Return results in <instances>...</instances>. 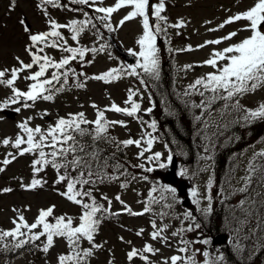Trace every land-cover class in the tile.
<instances>
[{"label":"rangeland","instance_id":"obj_1","mask_svg":"<svg viewBox=\"0 0 264 264\" xmlns=\"http://www.w3.org/2000/svg\"><path fill=\"white\" fill-rule=\"evenodd\" d=\"M159 3L160 0H153ZM61 3V1L59 0ZM116 0H102V3L98 6H112ZM256 0H163L165 4V10L161 13L162 16L167 12V22L169 23V39H167L174 49V54L176 55V62L179 67L183 70L179 73L177 79L181 82L179 87H182L183 91H188L187 86L192 84L195 79L205 75L208 72L213 71L210 66L203 65V61L210 58L211 53L214 50H221L230 44L239 42L243 38L250 35L248 31H242L241 29L247 23L246 21H237L232 24L225 25L224 28L218 31H210V29L217 28L224 20L229 16L242 12L254 5ZM12 0H0V69H10L12 67H18V63L15 57L19 56L26 63L30 62V56L28 52L25 51L26 47L30 45L29 33L24 30V26L21 21H24L30 28L32 33H38L43 31H48L49 26L47 20L49 17L55 19L61 24H67L72 19L83 20L86 17L84 12H88L89 16L94 19L102 15L96 13L88 5L74 4L73 9H82V12H77L76 10L69 9L68 7H59L58 10H54L51 5H44L47 8L48 16L45 15L43 9L39 6L41 0H15V7L11 6ZM62 5V4H61ZM77 6L81 8H77ZM131 10L130 7H125L117 12L113 13L111 19L108 21L113 27V31H106L113 34L114 38L118 43L125 48L128 52L132 50L134 52H139L140 46L137 43L140 36L143 34L142 29V18H134L121 26L119 21ZM154 11V10H153ZM153 13V12H152ZM150 14V18H153L154 14ZM183 21V25L180 27H173L172 25L179 24ZM99 23L102 25L101 29L97 32L96 28H92L91 25L85 29L79 38V44L71 39V33L67 29H61L62 34L67 39L68 45L72 47H96L99 49L101 45H105V50L96 53H87L83 60L79 58L72 61L70 65L67 66L69 69H74L77 74L83 73L85 75L79 76L80 82H86L85 88L76 87L77 79L75 76L70 74L69 83L64 86V91L56 93L54 101H44L38 100L34 108L21 109L20 113H16L13 109L19 105H12L8 110L0 111V140L5 137L15 138L18 133L17 124L24 120L26 117L33 116L35 119L31 122V126L37 124L47 127L49 124L55 123L58 117H67L69 113L85 112L86 117L89 120L95 119V109L91 107L94 103L99 106L101 110L105 109L112 102H115L121 107H130V104L125 103L129 99L130 90L136 94L132 96V100L140 103L141 108L137 113L136 117H129L127 115L115 112H106V117L109 120H123L126 122L127 127H122L116 125L114 128L110 129L109 132L112 136L118 135L121 139H140L144 136V133H151L154 138L152 148L149 152L145 153L144 158H138V153L141 150L136 146H128L131 153V161L127 163V167L130 168L135 177L128 184L127 188L111 187L109 190L104 184L98 185L97 190L94 191V195L97 199L105 205L107 208V202L101 199V195H107L109 199L112 200L111 211L113 213H120L118 216L105 215L100 224L98 233L95 235V242L102 244L103 247L94 250V254L88 258V264H145V261L139 257L133 258L131 261L127 258V253L133 248L143 249L145 244H152L154 248L160 249L156 254L144 253L152 261V264H161V261L167 257H170L177 253V244L172 242L175 236H172L174 232V226H182L185 229L190 225H194L196 219H184V215L189 210L181 206V200L170 192L162 191L161 186H166L164 183V176L168 166L167 156L168 152L167 146L163 144L161 137L160 125L156 122V128L152 129L149 127L150 122L149 113L147 109L151 108L152 111L155 108L153 104L150 91L147 84L141 83V79H144L145 73L142 69L137 68L140 76L129 75L127 64H125L119 56L109 47L110 45L106 43V36L103 35L105 27L103 23L98 19ZM163 21H156V23L162 24ZM210 22V23H209ZM236 31L238 35L233 37L232 40L224 41L219 45L208 44L205 47H198L199 45L205 44L208 40H214L227 35L229 32ZM166 39V38H165ZM109 45V46H108ZM191 46L192 50H188ZM35 50V48H34ZM45 53L51 56L54 60L59 61L63 56L68 55L56 48H45ZM132 53V52H130ZM44 54V53H42ZM136 60L139 61V56L134 55ZM137 64V63H136ZM191 65V68H186L185 66ZM112 68H123L124 71L119 72L118 79L113 80L111 83H105L103 81H97L90 79L89 77L102 74L109 71ZM38 68H33L31 71H36ZM55 69H49L48 75ZM63 71V70H61ZM29 75V72H24L21 74V78L17 81V85L21 86L22 89L29 82L23 77ZM7 78V77H6ZM24 85V86H23ZM59 87V86H57ZM11 92L2 85H0V101L4 100L6 97L10 96ZM189 99L194 104L196 102V95H190ZM201 97L198 96L197 100L199 103ZM240 101L244 106L255 108L260 102H264V88L257 90L251 95L243 96ZM30 103V102H29ZM198 103V104H199ZM162 107V106H161ZM47 111L49 115L44 116L43 119L40 118V113ZM151 111V112H152ZM210 112L206 113L204 119L208 121L210 119ZM239 115H245L241 110H237ZM203 110L201 108L195 107L191 110V116L197 123L195 132L193 133L192 141L196 146V156L195 164L196 168L191 176H193V181L191 185L190 195L195 205L194 209L191 211L193 217L204 216L207 214L205 209L211 206V210H218L222 208V194L225 191L218 190L215 186L216 181L214 178V171L218 169L217 166L227 170V160L222 157L219 158L220 150L222 146L214 145L210 141V137L205 128H201L199 119L202 118ZM147 136H144L142 141V147H147L146 140ZM247 146L243 147L244 154L239 157L240 162L236 163V166L244 161H248L254 157L258 152L264 150V143H255L250 145L249 142L246 143ZM194 146V145H193ZM194 146V150H195ZM9 146H4L0 144V161L7 158L8 152H15ZM155 152L162 153V158L157 162L165 163L164 168L155 169L154 171L147 172L145 169L136 167L139 164H144L145 168L148 165L146 157L153 155ZM32 155L25 154L24 156H18L11 164L3 165L0 163V167H4V171L0 172V189L11 188V192H1L0 194V229L9 230L14 227L12 221L18 215V212L13 211L17 209L23 213L26 220L29 223L34 222L39 210L41 208H47L51 205H55L54 216L60 215H70L74 217V224H78V216L81 213V208L66 198L59 195L53 190L56 189L50 185L48 182L49 176L55 172L47 173L45 178L47 183L43 187H38L35 190H25L21 187V184H28L31 181L32 169L30 167L32 161ZM147 163V164H146ZM221 163V164H220ZM230 176L232 177V184L237 186L239 184L242 186V181L240 177L246 175V172H241L234 168L231 164ZM233 173V176H232ZM147 176L148 179L144 180L143 177ZM182 178V177H181ZM183 180H188L187 178H182ZM189 182V181H187ZM138 183L140 187L138 186ZM209 183L211 187L209 188ZM156 187L157 191L153 192L154 196L158 199L161 195L166 197V200H160V204L157 209L150 213H145L141 216H132L127 212H124L123 206L115 200V196L119 194L121 199L132 208L135 212L143 211V208L147 205L145 200L148 198L149 194L152 192V188ZM169 187V186H167ZM170 188V187H169ZM59 191L63 189L58 188ZM193 189H196L198 195L196 197L192 196ZM261 192L254 191L250 188V192L236 194L232 197L231 206L228 208L230 212V222L231 215L233 220H243L249 217V226L253 228L248 234L249 242L253 241V248L258 243V239L264 238V221L262 222L263 228L255 229V215L264 212V201L262 199L257 200V204L253 211V215L246 216L245 212L239 207V201L249 199L252 193ZM211 196V201L207 199V196ZM195 200H199L200 203H194ZM166 203L172 204V208L168 209L164 207ZM246 209L247 206H244ZM227 209V208H226ZM159 212L157 213V211ZM172 210L175 217L167 218L168 211ZM167 213L163 219L159 216V213ZM156 216L157 221L154 219ZM155 220L158 226L168 225V228L164 232V236L167 237V241L152 240L151 232L154 230L151 226V221ZM175 223V224H174ZM246 224V223H245ZM244 224V225H245ZM241 225L240 226H244ZM233 226H237L235 223ZM143 229L142 235L137 233ZM38 229L34 230L37 231ZM252 232H256L257 235H253ZM199 232L197 229L193 231H184L187 240L192 241V248L200 249L196 253V259L201 262L205 257L203 252L207 251L203 246H198L199 239L201 235H197ZM121 237L123 239L121 240ZM11 240V238H10ZM43 239L37 241V244L42 245ZM230 245L233 246L232 251L235 253H240L244 250L246 243H244V235L230 234ZM82 247H89L87 241L82 242ZM67 249L66 242L59 238L54 244V247L50 249L47 255L36 263L39 259L31 261V264H58L57 257ZM14 250V249H13ZM212 261L211 264H225L224 260H218L220 255L219 250H212ZM42 254H45L44 252ZM210 255V254H209ZM15 264H30L27 263L26 257H19L16 260L10 262ZM9 263V264H10Z\"/></svg>","mask_w":264,"mask_h":264},{"label":"snow or ice","instance_id":"obj_2","mask_svg":"<svg viewBox=\"0 0 264 264\" xmlns=\"http://www.w3.org/2000/svg\"><path fill=\"white\" fill-rule=\"evenodd\" d=\"M70 3L79 5H88L96 13H100L98 19L103 23V26L109 31H113V27L108 21L111 19L113 13L118 10L130 7L131 10L119 21V25H123L125 21L134 18H142L143 34L138 39L137 43L140 46L139 52H132L133 55H138L140 60L136 65H128V74L139 77L140 73L137 68L142 69L143 73L157 78L159 75V56L158 48L156 47L157 34L163 31L160 23H150V0H116L112 6H98L102 0H69ZM44 5H51L53 7H67V4L61 5L59 0H41L39 5L46 16H48L47 8ZM11 6L15 7V0H12ZM82 11V9H73ZM165 10L163 0L154 5L152 14L157 21H166V17L161 13ZM86 17L83 20L72 19L67 24H61L51 17L48 18V31L32 33L31 28L24 22V30L29 33L30 45L26 47L25 51L30 56V62H25L19 56L15 57L18 67L10 69H0V85L10 89L11 95L0 101V111L8 110L12 105H19L13 110L20 113L21 109L34 108L38 100L54 101L55 94L64 91V86L69 83V76H75L77 79L76 87L85 88L86 82H80L79 76L85 75L83 73L77 74L74 69L67 68L72 61L83 60L85 55L89 52L96 53L105 50V45L98 48L92 47H72L68 45L67 39L61 32V29H67L71 33V39L79 44L81 34L91 25L96 28L93 23V17L89 16L88 12H84ZM246 21L247 23L241 29L242 31L250 32V35L243 38L239 42L233 43L224 47L221 50H214L210 58L203 61V65L210 66L213 71L195 79L192 84L187 86L188 91L185 95L193 93L198 94L202 99L199 104L194 103L193 107H198L203 112H210L213 104L217 101H223L225 109L231 107L233 109L241 110L245 113L243 119L251 121L255 119H264V102H260L255 108H248L241 104L240 98L243 96L255 93L258 89L264 88V0H256L253 6L245 11L237 12L229 16L217 28L210 29V31H218L225 27V25L232 24L237 21ZM181 20L179 24L172 25L173 27H180L183 25ZM210 23V22H209ZM98 32V30H97ZM238 32H229L227 35L208 40L205 44L198 47H205L208 44L219 45L224 41L232 40L237 36ZM56 48L68 53L59 61L54 60L51 56L45 53V48ZM35 48V50H34ZM188 50H192L189 46ZM44 53V54H42ZM191 68V65L185 66ZM33 68H38L36 71H31ZM49 69H55L50 76ZM63 70V71H61ZM124 71L123 68H112L107 72L99 75L89 77L97 81L111 83L118 79V73ZM29 72V75L23 78L31 81L27 85V90H22L16 87L17 81L21 78V74ZM7 77V78H5ZM141 83H144L141 79ZM57 85H60L57 87ZM135 92L130 90L129 99L125 102L130 104V107H121L115 102H112L105 109L101 110L98 105L92 104L91 107L95 109V119L89 120L85 112L69 113L67 117H58L53 124L47 127L42 125L31 126V122L35 119L33 116L26 117L17 124L18 133L15 139L5 137L0 140V144L4 146H11L16 151L8 152L7 158L0 161L3 165L11 164L18 156L25 154L32 155L34 158L31 161L30 167L33 173V179L28 184H21L25 190H35L38 187H43L47 181L39 177L42 171L51 167L56 173L55 184H63L64 190L59 191L58 194L66 198L71 203L81 208V213L78 216V224H74V217L64 214L54 216L55 205L47 208H41L38 212L34 222L29 223L23 213L17 209L13 211L18 212V215L13 219V228L9 230L0 229V244L5 250L20 249L28 244H32L39 248L42 252L47 254L52 247H54L55 238H63L69 248L66 254H60L57 257L58 264H88V258L94 254V250L103 247L102 244L95 242V235L98 233L100 224L105 215L118 216L120 213H113L112 200L107 195H101V199L107 202L106 208L97 197L94 191L97 190L98 185L107 182L119 180L127 174L125 163L116 159L115 153L106 154V149L101 147V143L114 145L117 150H122L128 146H136L141 150L138 153V158H144L145 153L152 148L154 138L151 133H144L147 136V147H142L144 136L140 139L128 138L119 140L112 136L110 129L116 125L127 127L123 120H109L106 117V112H115L127 115L129 117H136L141 105L132 100ZM30 102V103H29ZM151 112L152 109H147ZM40 118L49 115L45 110L40 113ZM2 119V118H0ZM200 119V117H197ZM152 129L156 128V122L152 121L149 125ZM162 153L155 152L153 155L146 157L148 163L153 161H160ZM264 160V151L258 152L253 159L249 161L246 169V175L240 177L242 186L236 189L239 193H249L250 188L254 184L257 175L261 178V183L264 184V165H257L256 159ZM172 156H167V162L171 163ZM160 168H164L165 163H159ZM136 167L145 169V171H153L152 167L145 168L144 164H139ZM109 169H112L110 172ZM4 167H0V172H3ZM183 174V173H181ZM135 179V177H133ZM144 180L148 177L144 176ZM121 188H127L128 182L125 181L120 184ZM211 183H209V188ZM3 192H11V188L0 189ZM152 192H156L157 188L153 187ZM162 191L175 194V188L165 186ZM198 192L193 189L192 196L196 197ZM147 205L141 212H135L121 196L117 194L115 200L123 206V211L132 216H141L145 213L153 211L151 205L158 202L155 197H151ZM258 197L264 196V193H257ZM160 200H166V197L161 195ZM207 199L211 201V196ZM248 202V198L239 201V207L245 212L246 216L253 215V211L257 201H251L249 207L246 209L244 205ZM194 203L199 204V200ZM164 207L171 209L172 204L166 203ZM211 210L209 205L205 212ZM165 212H160L161 219L166 215ZM49 218H52L51 220ZM184 219H195L191 211L186 212ZM239 223L244 225L246 220H240ZM151 226L154 229L151 232L152 240H161L166 242L167 237L164 232L168 225L158 226L156 221H151ZM199 224H190L186 229L181 227L172 232V236H181L184 231H193L194 228H199ZM40 229L39 231H34ZM143 229L137 234L142 235ZM239 231V229H237ZM41 245L37 241H41ZM11 238V242L8 241ZM123 237H121V240ZM87 241L89 247H82V242ZM184 246L178 248L177 255H172L161 261V264H198L195 255L200 249H194L190 252L189 245L192 241H180ZM198 243L208 244V239L198 241ZM160 251L154 248L152 244H145L143 249L133 248L127 253V258L131 261L133 258L139 257L145 261V264H152V261L144 253L156 254ZM204 257H208L209 253L204 251ZM223 255L218 257V260H223ZM205 264H208L207 260Z\"/></svg>","mask_w":264,"mask_h":264},{"label":"trees","instance_id":"obj_3","mask_svg":"<svg viewBox=\"0 0 264 264\" xmlns=\"http://www.w3.org/2000/svg\"><path fill=\"white\" fill-rule=\"evenodd\" d=\"M156 47L158 48L159 56V75L157 78H154L145 74L147 77L146 84L148 85V87L150 85L149 88H151L152 91V100L155 104V108L152 112H150V117L153 118V120L156 121L158 125H160L162 142L167 146V150L170 152H174L178 156L180 164L182 165V175L184 177L191 178L193 177L191 176V173L194 172V168L192 164L187 165L186 163L191 161V159L194 158L196 154V149L194 150V144L192 141L193 133L196 130V125L194 123L193 117L191 116V112L188 110L187 105L185 106L184 98L182 97L180 89L178 90V86L175 81L177 74L172 53L165 43L157 44ZM219 113L220 112H218L216 117L217 120L219 117ZM229 118L230 117L217 121L220 126L216 131L219 132L221 130V132H219L218 134L220 140L219 138L213 140L214 144L218 145L219 147L223 146L222 154H219V158L221 159L222 157L224 160L227 152L231 151L232 146L236 151H241L243 149L245 144L241 142V140L237 139L245 135L247 130V128H245L244 126L242 127L241 125L239 128L237 124L232 122L234 118ZM232 123L233 125L229 127V125H231ZM100 146L106 149V154L115 153L116 159L123 163L127 159L126 148L117 150L114 145H110L107 143H101ZM33 158L34 157H32V160ZM217 167L218 169L215 170L216 172L214 173V178L217 183L215 184V186L218 188V190H220L221 187L222 191H227V184L229 181L228 173L227 171L224 173L225 169L221 168L220 166ZM45 171L47 173L55 172L51 167L47 168ZM109 171L111 172L112 169H109ZM42 172L37 178H43L45 180L48 175L46 174V172ZM32 179L33 174L31 180ZM55 179L56 173H53L49 176L48 182L50 183V185L54 188H60L64 190L63 184L54 183ZM1 192L2 191H0V194ZM255 197H257V194L255 195ZM222 198L223 206L221 209L213 210L211 216L208 218H201V222L203 223L201 227L208 234L227 232L231 229V225H229L230 215L227 213L226 208L228 210V208L231 206L232 197L222 194ZM49 219L51 220L52 218ZM248 226L249 224L247 222L242 227V229L238 231L240 234L244 235V243H246L244 250H242L240 253H235L234 251H232L233 247L231 246L230 249L222 248V250L220 251V255H223L224 257L223 260L225 264H264V246L260 244L262 238L258 239V243L253 248L254 243L253 241L249 242V238L247 235ZM42 239L44 240L43 237ZM5 242H11L10 238H8V241ZM192 250L193 249L190 247L189 255L191 254ZM18 251L21 252L18 253ZM23 252H27L28 254H30L33 258L32 261L37 259L40 260L47 255L42 254L43 252L32 244H28L23 248L14 250H5L3 248V245L0 244V258H5L8 261H12L15 257ZM209 254L210 255H208V257H205L203 260H207L208 264H211L212 253L209 252ZM205 261L199 262L197 260L198 264H205Z\"/></svg>","mask_w":264,"mask_h":264},{"label":"bare ground","instance_id":"obj_4","mask_svg":"<svg viewBox=\"0 0 264 264\" xmlns=\"http://www.w3.org/2000/svg\"><path fill=\"white\" fill-rule=\"evenodd\" d=\"M230 118H234V116H231ZM229 118V119H230ZM233 123L237 124L238 127L240 128V125L238 122H236V119L234 118L232 120ZM233 123L231 125H229V127H231L233 125ZM242 126V125H241ZM243 127V126H242ZM247 128V127H245ZM220 130V129H219ZM238 130V129H237ZM221 132V130L219 131ZM218 131L215 132V134L213 135V139L216 140L219 134ZM244 133V132H243ZM249 133V134H248ZM220 140V138H219ZM237 140H241V142H243L244 144L251 142L253 140L255 141H264V124H255L254 126L247 128L246 130V134L243 135L241 138L237 139ZM233 147V146H232ZM228 154V153H227ZM226 172V170L224 171V173ZM223 173V176H224ZM222 176V177H223ZM228 180H229V176H228ZM229 182V181H228ZM200 225H203V223L200 221L199 222ZM21 251H18V253ZM17 253V254H18ZM27 258V263H31V261L33 260L32 256L30 254L25 256ZM0 264H9V263H4V262H0ZM13 264V263H10Z\"/></svg>","mask_w":264,"mask_h":264},{"label":"water","instance_id":"obj_5","mask_svg":"<svg viewBox=\"0 0 264 264\" xmlns=\"http://www.w3.org/2000/svg\"><path fill=\"white\" fill-rule=\"evenodd\" d=\"M109 38H110L111 43L113 44L114 48L117 50V52L119 54H121V56L127 62L132 63L133 62V57L130 56V55H127L124 50H122L121 48H119L117 46V44L114 42L113 38L110 35H109ZM176 170H177V159L176 158H173V160L171 162V165H170V168H169V171H168V176L173 181H176L177 180ZM189 202H190L189 198H185L183 204L185 206H187L189 204ZM226 239H227V236L225 234L216 235L213 238V243L216 244V245H221V244H223V243L226 242Z\"/></svg>","mask_w":264,"mask_h":264}]
</instances>
